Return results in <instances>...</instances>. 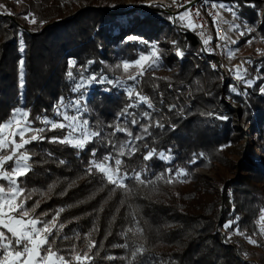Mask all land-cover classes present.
I'll use <instances>...</instances> for the list:
<instances>
[{
  "label": "trees",
  "instance_id": "obj_1",
  "mask_svg": "<svg viewBox=\"0 0 264 264\" xmlns=\"http://www.w3.org/2000/svg\"><path fill=\"white\" fill-rule=\"evenodd\" d=\"M59 1L22 0L26 12L33 11L42 22L38 28L0 13V124L8 121L13 110L21 106L18 62L22 55L25 62L23 106L30 110L28 119L33 121L32 125L40 126L35 117H53L54 105L61 97L72 94V84L66 75L69 70L75 75L86 67L88 72L97 73V78L102 74L112 79L120 74L111 69L113 60L133 59L140 51L148 50L149 45L140 43L139 37L163 44L164 37L175 35L170 19L173 16L162 8L144 7L141 11L126 13L105 7L71 12L70 5L61 6ZM226 1L235 3L236 10L253 28L243 40L255 37L253 42H257L264 37L263 0ZM124 14L130 16L128 25L119 19ZM146 20L152 22L150 29L142 25ZM116 27L120 29L118 35L113 33ZM177 32V47L184 52L185 59L180 61L173 55L167 62L169 67L180 64V70L167 81L146 77L137 87L146 90L157 103L158 93L165 94L168 99L162 105L163 110L171 115L175 128L166 124L163 114L154 113L153 125L149 128L151 135L138 143L139 150L134 155L122 157V171L148 169L145 183L129 180L125 181L126 189L118 188L103 180L95 169L91 174L87 171L93 148L99 160L113 151L109 140L122 138L112 137L110 129L104 131L110 128L104 126L112 120L113 114L129 103L126 93L111 85L110 91L97 90L89 100L94 110L93 126L103 131L83 150L70 144L50 142L52 137L63 139L67 128L46 129L42 133L43 141H34L21 150L28 151L32 166L18 181L25 195L31 193L25 207L31 209L39 201L33 215L48 213L42 217L44 220H51L61 207L64 208L58 221L65 225L60 236L73 239L61 240L54 232L53 237H49L50 242L55 238L54 249L63 250L75 244L78 251H86L85 237L91 233L88 240L94 241L95 247L90 253L93 256L90 264H129L131 251L138 246H142L143 253L137 254L132 264H264L263 234L256 221L262 205L260 199L252 197L242 183V188L228 185L223 195L215 194L210 190L208 178L194 173L198 166H207L216 159L221 145L236 141L240 134L236 123L239 117L252 126L255 133L264 136V97L256 93L249 96L231 92L239 105L225 114L226 120L215 118L219 114L212 112V108L222 94H229L230 87L221 83L218 71L209 64L210 56L203 54L201 41L193 31L184 27ZM19 33H23V54L19 51ZM129 35L137 39L125 41ZM70 60L76 61V67L69 69ZM89 61L93 63L89 65ZM171 85L179 90H185L188 85L193 89V107L184 105L186 117L174 108L169 111V103L175 98ZM144 108L141 106L139 111L143 112ZM156 120L164 127H156ZM145 144L148 148L143 146ZM151 148L157 152L171 149L172 163L156 157L144 161L143 156ZM260 148L264 150L263 146ZM194 154L197 163L189 164ZM253 160L245 159L243 168L261 182L264 168ZM5 167L10 170L12 162ZM170 167L186 168L189 175L183 182L167 183L166 169ZM160 173L165 174L164 179L147 182L155 180V175ZM0 182L7 184L3 180ZM236 216L240 218V230L257 241L263 254L256 256V251L240 240L233 231L235 224L232 228H224V224ZM76 233L79 240L74 238ZM125 242L129 245L127 249L121 247Z\"/></svg>",
  "mask_w": 264,
  "mask_h": 264
},
{
  "label": "snow or ice",
  "instance_id": "obj_2",
  "mask_svg": "<svg viewBox=\"0 0 264 264\" xmlns=\"http://www.w3.org/2000/svg\"><path fill=\"white\" fill-rule=\"evenodd\" d=\"M175 2V0H174ZM190 3L191 0H188ZM203 4H211L212 9L222 8L228 11H232L234 18L237 17L236 11L233 9L236 7L235 4L229 5L220 0L219 3L216 0H202ZM151 7V5H148ZM182 7L184 5H181ZM132 7H144L141 6H132ZM0 8L5 9L6 14L12 15L10 11L6 9V6L0 4ZM191 9H186L183 13H179L176 17H170L174 22L178 21L182 27L195 30L201 25L196 24L190 19ZM212 14L211 12L209 13ZM195 15L199 17L200 12L197 9ZM216 16H219V13H216ZM31 17V18H30ZM24 19L28 20L29 23H36V18L31 13H28L24 16ZM123 22V21H122ZM214 18V23H215ZM245 29L248 33L252 32V28H248L247 21L244 22ZM239 24L231 25V29H239ZM217 33L219 41H228L226 34L219 35V26L217 24ZM19 51L23 54L24 52V41L23 33H19ZM203 35V34H201ZM240 35H245V31H241ZM125 41L136 40L137 37L134 35L126 36ZM211 37L203 39L204 48L203 51H206L210 54L213 53V49L208 47ZM255 39V37H253ZM140 43L148 44L147 41L143 39L139 40ZM248 44L252 43V39L246 41ZM175 43V42H174ZM231 44L237 43V41H230ZM217 47H221L218 43ZM225 49L231 53V49H227L225 44ZM259 52V49L257 50ZM176 55L179 58H183L184 53L180 49H177ZM251 61H249L250 63ZM93 61H89L88 64L91 65ZM134 65L139 69L136 74L127 76V79L117 77L115 79H109L107 76L102 74L97 78V73L88 72L86 67H83L82 71H79L77 74H73L69 70L66 75L68 80L71 82V92L74 94L68 98L61 97L57 105L53 110V117L47 115L41 117L36 116L35 120L40 121L45 127L34 128L32 127L33 121L29 120L30 110H26L23 106V89L25 85V62L23 55L18 62V86L21 90L20 101L21 106L16 107L12 114L11 118L0 124V180L7 182V187L3 184H0V264H90L93 256L92 249L95 247V242L88 240V236L91 233L87 234L85 240L86 251L80 252L77 250L75 244H71L66 249L61 250L60 248H55V238L50 242L49 237H53L55 232V237L61 240H72V236H60V233L63 231L65 225L59 223L60 213L64 211V208H60L56 214L52 217L51 220H44L42 217L48 215V213H43L41 216L33 215L36 211V208L39 207V201H37L31 209L25 207L27 200L31 199V193L25 195V189L20 186L18 183L20 177L27 175L31 171V156L25 146L34 142V141H43L45 137L42 133L48 130H55L57 128L64 129L67 128L68 132L63 139L58 137H52L50 142H59L64 144H70L72 147L83 150L88 143L92 141L94 137L100 136L101 131L99 130H90L89 123L87 119H82V116L86 111V97L87 89L92 87L93 84H108L114 87L122 89L128 99V105L123 109L120 116L117 117V123L110 134L112 137H115L116 133H125L128 137L127 140L117 143L115 140H109V144L112 145L113 151L105 154L101 159H96V149L93 148L91 152L92 159L89 161V167L87 169L88 173L91 174L93 169L96 172L101 174L103 180H106L108 183L118 187L125 188V181L135 180L141 184L146 182V178L149 176L147 168H142L140 170H133L129 173L126 169L121 170L123 164L122 157L125 155L131 156L135 154L139 147L137 141H143L146 136H150L149 128L153 125V116L152 112L155 111L154 105L151 100L142 95L140 92L136 91V87L140 83V79L143 78L144 72L148 70H153L162 66V57L159 53L158 47L156 44H150L148 47L147 54L144 51L139 52L138 58L133 62ZM76 67V61L70 60L69 69ZM117 68L121 65H116ZM122 67L125 72L128 71L130 63L126 60L123 62ZM211 67L216 69V65L212 64ZM221 67H223L221 65ZM233 76L244 82L245 87H252L257 79H245L247 76V70L243 69L242 66H238L235 69H231ZM88 72L87 75L85 73ZM139 77V78H138ZM128 81H133V84H129ZM110 91L111 89H105ZM230 91L236 95H241L245 93H240L235 86H230ZM260 92L264 93V87L260 88ZM75 93H79L77 96ZM141 104L147 106V109L151 111H143L137 115L134 111H129V109L139 108ZM176 105H171L169 111L175 108ZM210 116L214 115L209 113ZM59 117V120L55 119ZM121 117H123V122L121 123ZM130 118V119H129ZM217 119L226 120V116L215 115ZM141 120H146L148 123L141 124ZM136 126L139 124L140 132L133 136L132 131L128 128V125ZM156 127H164L160 121H155ZM111 127V125H110ZM174 127V126H173ZM19 136V142L16 141L15 137ZM27 136V138H26ZM145 148H148V145H143ZM115 153V154H114ZM203 158V154H199ZM153 157L158 158L159 160L171 164L174 156L172 155V150L168 149L167 152L161 150L157 152L155 148L149 149L146 154L143 156L144 161H149ZM11 161L12 167L9 170L5 165ZM64 163V161H60ZM189 164H196V154L193 155V159L188 162ZM166 172L168 173L167 183H172L174 181L183 182V178L189 175V172L186 168H167ZM155 175V174H154ZM164 173L155 175V180L148 179L147 182L155 183L156 180L164 179ZM54 185L49 186L48 191L50 192ZM239 216H236L235 219L229 220L224 224L225 229L232 228L233 224L236 227L233 229L234 232L240 235H245L239 228ZM261 225L259 231L261 234H264V208L260 209L259 219L257 221ZM10 234L6 235L5 231ZM132 231V229H129ZM139 231V229H137ZM76 240H79V234L76 233ZM231 238L230 236L228 237ZM245 239L248 240L250 244H257V241L252 238V236H245ZM121 247L128 248L129 245L125 242ZM142 246L134 247L131 251L132 261L135 260L137 254H142ZM98 255V253H96ZM246 255V254H245ZM109 259H114L115 257H108ZM132 261H129V264H132Z\"/></svg>",
  "mask_w": 264,
  "mask_h": 264
},
{
  "label": "rangeland",
  "instance_id": "obj_3",
  "mask_svg": "<svg viewBox=\"0 0 264 264\" xmlns=\"http://www.w3.org/2000/svg\"><path fill=\"white\" fill-rule=\"evenodd\" d=\"M50 2V0H48ZM52 1V0H51ZM217 3L220 2V0H216ZM226 4L232 5L235 3L227 2L224 0ZM61 6L70 5L71 12L74 11H85L88 8H108L110 11L114 10H122L123 12H130V11H141L144 7H157V8H171L175 5L176 0H60L59 1ZM0 4H3L6 6V9L12 13V15H8L5 12V9L0 8V13L4 16H8L14 19L17 18L20 21H24L26 23H29L28 20L24 19V16L28 13H31L35 16L34 12L27 11L22 3V0H0ZM264 7V0L261 3ZM144 7H132V6H141ZM148 5H151L149 7ZM222 9V8H221ZM29 10V9H28ZM222 15L226 18V21L229 22L230 27L233 24H239L240 28L233 30L232 37L234 41H237V47L234 51V56L229 57L228 60L225 62L223 67L216 65V70L218 71L220 81L223 85H229L235 86L237 90L240 93H245L246 95L252 96L253 94H259L264 97V93L260 92V88L264 87V37H260L257 42H253L252 38H247L245 40L244 37H248L249 34L245 29V20L242 18V15L239 13L238 10H236V7L233 9V11H236L237 17L234 18L232 15V11H228L226 9H222ZM118 13V12H116ZM121 13V12H119ZM31 18V17H30ZM130 16L123 15L119 19L123 21L125 25H128ZM141 18H143V15H141ZM174 18V17H173ZM12 19V20H13ZM261 19V17L259 18ZM260 21V20H259ZM143 23V22H142ZM29 25H34L35 27L42 26V22L38 21L36 18V23H29ZM146 29H150L152 27V22L146 20L144 24H142ZM172 25L175 26L174 34L166 36L163 38V44L159 43L158 41H152L148 42V45L150 44H156L159 50V53L162 57V66L158 67L153 70H148L144 72L143 78L140 79V84L146 77H150V79H161V80H170L173 73H176L180 70V67L178 63H176L174 66H168V58L176 55L177 49H180L177 47L178 45V39H177V31H179L181 28H184L181 26V24L176 21L174 22L172 20ZM248 28H252L247 24ZM253 29V28H252ZM256 29V26L254 30ZM120 29L118 27L115 28L114 34H119ZM245 31V35L241 36L240 32ZM137 37V36H136ZM142 39V37H139ZM144 39V38H143ZM249 39H252V43L248 44L246 41ZM175 42V43H174ZM255 43V44H254ZM259 49V52L257 51ZM181 50V49H180ZM148 51V50H147ZM147 51L145 54H147ZM182 51V50H181ZM184 53V52H183ZM139 56V55H138ZM135 57L133 59H123V60H113V65L111 66L112 70L118 71L120 74L117 75V77L127 79V76L136 74L139 69L134 65V61L138 58ZM180 61H183L185 59V55L183 58H179ZM128 61L130 63V67L127 72L124 71L122 64L124 61ZM249 61H251L249 63ZM121 65V67L117 68L116 65ZM211 65V64H210ZM238 66H242L243 69L247 70V76L245 79H255L257 77H261L260 79H257L256 82L252 87H245L244 82L242 80H238L233 76L231 69H235ZM117 77H114L112 79H115ZM139 78V77H138ZM130 82V83H129ZM129 84H133V81H128ZM138 87V86H137ZM136 91L140 92L142 95L147 96L152 104L154 105L155 111L152 112V115L156 112L163 114L166 124L170 128H175V125L173 123V120H171V115L165 114L163 110V103L166 101V96L164 93L159 92L158 93V101L157 103L153 97L149 95V93L144 89H137ZM110 85L108 84H93L92 87L88 88L87 91V97H86V111L85 114L82 116V119H87L89 123L90 130H96L93 126V116H94V110H92L91 105L89 104V100L91 99V96L93 93L97 90H105L109 89ZM120 89V88H119ZM170 89H172L173 94L175 96L174 100L169 103V105H176L174 108L178 113H180L183 117H186V110L185 106H188L189 108H192L194 105V92L193 89L188 85L186 86L185 90H179L174 87V85L170 86ZM123 91L122 89H120ZM106 91V90H105ZM74 95L73 93L68 95V97ZM75 95L79 96V93H75ZM231 91L228 93L222 94L221 97L217 100V102L214 104V107L212 108V112L223 115L228 114L229 111L235 110V108L239 105L232 97H231ZM245 95V94H243ZM162 103V104H161ZM57 105V104H56ZM185 105V106H184ZM141 106H144V111H151L147 109V106L144 104H141ZM125 108V107H124ZM123 108V109H124ZM139 108L136 109H129V111H134L139 115L141 112L139 111ZM166 108L168 109V106L166 105ZM121 109L118 112H115L113 114V118L110 122L106 123L104 128V131L107 129L113 131L116 123H117V117L120 116L121 112L123 111ZM237 114V113H235ZM130 119V118H129ZM157 121V120H156ZM120 122H123V117H121ZM237 123V130L239 129V137L234 142H230L225 145H221L219 147L220 152L217 154L216 159L212 161L207 166H198L194 173L198 175L199 177H206L208 178V181L210 182V190L215 192V194L223 195L225 193V189L228 187V185H233L234 187L240 188L242 183V187H247L252 193V197L260 199L262 202V205L260 207L264 208V179L263 181L257 180L258 178H254L251 174V171L248 172L244 170L243 168V161L245 159H254L256 164H260L264 168V150L260 147H264V136L260 135L259 133H255V129H252V126H250L246 121L241 120L240 117L238 120H236ZM44 125L40 124V126H33L34 128H40ZM174 126V127H173ZM128 128L132 131L133 136L137 135L140 132V126L139 124L136 126H132L131 124L128 125ZM122 137L121 139L116 140L117 143L123 142L128 139L127 135L125 133H116L115 137ZM27 138V136H26ZM16 141L19 142V136L15 137ZM140 141H137V145ZM257 146L258 148H255ZM134 155V154H133ZM132 156V155H131ZM252 164V163H251ZM1 181V180H0ZM0 184H2L0 182ZM5 187H7V184H3ZM241 187V188H242ZM187 189V188H185ZM232 191V190H231ZM232 197V194L230 195ZM223 207L220 206V209ZM260 214V211H259ZM259 217L256 221H258ZM260 225V224H259ZM261 227V225H260ZM6 235H9L6 230H4ZM223 233H225V230H223ZM235 236V235H234ZM241 241L245 242V244L250 247L251 249H254L256 251V256H259L263 254V249L260 247L259 244H250L247 239H245V236L248 235H240L238 234ZM263 241H264V234ZM255 261L258 263V259H255Z\"/></svg>",
  "mask_w": 264,
  "mask_h": 264
},
{
  "label": "built area",
  "instance_id": "obj_4",
  "mask_svg": "<svg viewBox=\"0 0 264 264\" xmlns=\"http://www.w3.org/2000/svg\"><path fill=\"white\" fill-rule=\"evenodd\" d=\"M181 5L184 6L182 7ZM170 9L176 12L175 15H172L173 17H176L179 13H183L186 9H191L190 19L196 24L201 25V27H198L192 31L201 41V51L203 52V54L205 56H210L209 64H215L219 66L224 65L229 57H233L235 55L234 51L237 47V43H230V41L234 40L232 37L233 30L231 29L229 22L226 21V18L222 15L223 10L221 8L212 9L210 3L205 5L203 4L202 0H191L190 3L188 2V0H176L175 5ZM197 9H199L200 12L199 17L195 15ZM210 12L212 13L211 15L209 14ZM217 12L219 13L218 17L216 16ZM214 18L216 21L215 23ZM217 24L219 26V35L226 34L228 37V41L218 40ZM209 36L212 39L208 47L214 50L212 54L203 51V39ZM218 43L221 45V47L219 48L217 47ZM225 44L227 45V49H231L230 54L225 49ZM55 106L56 105H54V107Z\"/></svg>",
  "mask_w": 264,
  "mask_h": 264
},
{
  "label": "water",
  "instance_id": "obj_5",
  "mask_svg": "<svg viewBox=\"0 0 264 264\" xmlns=\"http://www.w3.org/2000/svg\"><path fill=\"white\" fill-rule=\"evenodd\" d=\"M164 11L170 13L171 15H175L176 12H174L173 10H171L170 8H164Z\"/></svg>",
  "mask_w": 264,
  "mask_h": 264
}]
</instances>
